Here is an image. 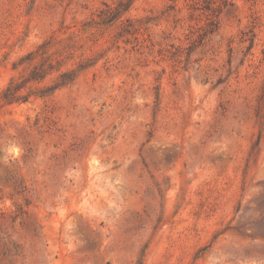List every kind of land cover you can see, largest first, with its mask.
I'll return each mask as SVG.
<instances>
[{
    "label": "rangeland",
    "instance_id": "rangeland-1",
    "mask_svg": "<svg viewBox=\"0 0 264 264\" xmlns=\"http://www.w3.org/2000/svg\"><path fill=\"white\" fill-rule=\"evenodd\" d=\"M113 1L0 0V92L81 68L0 102V264H264V0Z\"/></svg>",
    "mask_w": 264,
    "mask_h": 264
},
{
    "label": "trees",
    "instance_id": "trees-1",
    "mask_svg": "<svg viewBox=\"0 0 264 264\" xmlns=\"http://www.w3.org/2000/svg\"><path fill=\"white\" fill-rule=\"evenodd\" d=\"M228 0H222V3L227 4ZM133 0H115L111 3L103 2V6L96 13V18H92V23L95 26L98 25H110L115 22H122L123 14L126 13L132 5ZM128 20V19H126ZM210 23L216 25L217 21L210 20ZM92 27V26H91ZM213 29H209L212 31ZM52 40L46 39L41 42L35 50L30 51L26 58L31 61L34 58H38V62L33 64L28 75L20 81L12 79L7 86L0 92V102L2 103H12V102H23L28 99L27 93L22 94L21 89L26 86L28 82L41 81L48 74L52 72H58L57 76L53 82L42 89V95H48L54 90L72 84L78 74V70L75 68H68L61 70L64 58L62 57V51L60 49H55L50 51L52 48ZM58 53L57 55H55ZM69 53V52H68Z\"/></svg>",
    "mask_w": 264,
    "mask_h": 264
}]
</instances>
